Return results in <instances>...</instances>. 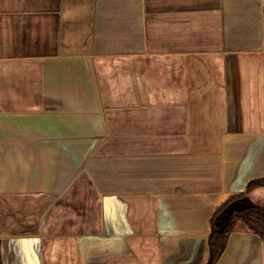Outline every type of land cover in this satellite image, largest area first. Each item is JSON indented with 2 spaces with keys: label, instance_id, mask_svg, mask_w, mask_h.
I'll return each mask as SVG.
<instances>
[{
  "label": "crops",
  "instance_id": "1",
  "mask_svg": "<svg viewBox=\"0 0 264 264\" xmlns=\"http://www.w3.org/2000/svg\"><path fill=\"white\" fill-rule=\"evenodd\" d=\"M262 179L264 0H0V264H208Z\"/></svg>",
  "mask_w": 264,
  "mask_h": 264
},
{
  "label": "trees",
  "instance_id": "2",
  "mask_svg": "<svg viewBox=\"0 0 264 264\" xmlns=\"http://www.w3.org/2000/svg\"><path fill=\"white\" fill-rule=\"evenodd\" d=\"M259 187H264V179L250 182L247 192H252ZM240 196H236V198ZM237 221H241L247 230L257 234L264 241V206L235 211L229 224L221 231L215 227L213 220L209 238L210 260L208 264L218 263L227 247L229 237Z\"/></svg>",
  "mask_w": 264,
  "mask_h": 264
}]
</instances>
